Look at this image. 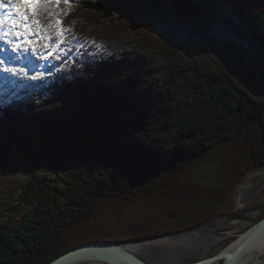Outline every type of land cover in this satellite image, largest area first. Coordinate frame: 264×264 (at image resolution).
Returning a JSON list of instances; mask_svg holds the SVG:
<instances>
[{
	"label": "trees",
	"instance_id": "trees-1",
	"mask_svg": "<svg viewBox=\"0 0 264 264\" xmlns=\"http://www.w3.org/2000/svg\"><path fill=\"white\" fill-rule=\"evenodd\" d=\"M225 1L264 59V0ZM65 22L89 47L46 89L0 108V174L20 183L0 208V264L49 263L77 245L66 235L97 200L158 198L214 155H225L235 181L264 167L256 67L110 12L71 10Z\"/></svg>",
	"mask_w": 264,
	"mask_h": 264
},
{
	"label": "rangeland",
	"instance_id": "rangeland-1",
	"mask_svg": "<svg viewBox=\"0 0 264 264\" xmlns=\"http://www.w3.org/2000/svg\"><path fill=\"white\" fill-rule=\"evenodd\" d=\"M183 1L186 5L182 3L181 6L190 9L191 0ZM211 1L218 2H214L217 5L215 8L219 9L221 15L225 13L228 17V26H230L231 20L239 30L248 34L250 44L245 49L241 46H228L219 42L211 43L210 40L205 42L219 45L227 55L238 59L246 70L256 67L257 70L264 73V59L260 56L249 28L239 20L236 13H233V5L225 0H221V2H219L220 0H202V3H211ZM170 2L180 5L174 0H170ZM196 4L198 3L195 2L193 5L197 6ZM195 6L190 9V12L196 15L199 25L204 27L207 20L201 16L200 10ZM47 9L55 13L54 2L49 3ZM59 9L61 12L59 19L63 21V26L70 31L64 33V42L60 44L61 56L54 62V71L49 77L38 80L42 76L40 74L33 79V82L38 83L36 87H40L38 91L50 86L52 78L60 72H66L70 63L75 61V58L82 53L85 47H89L86 39L79 36L74 27L65 22L71 10H82L87 14L98 11L110 12L118 17L123 16L124 19L128 17L132 21L133 29H136L141 23H149L155 32L180 44L202 41L206 37L205 33L186 39L170 36L156 26L153 21L139 16L134 10L132 0H72L70 9L63 2ZM66 9H68L67 15H64ZM200 9L212 20H215L216 17L220 20L217 13H209V10L202 7ZM89 17L91 16L89 15ZM56 18L55 15H47L49 21L47 25L54 23ZM101 21L104 26L102 28L110 29L108 20ZM55 29L52 27L49 30ZM239 36L244 38L241 34ZM11 37L13 36L11 35ZM4 39L6 40V38L0 39V43ZM120 40H122V36ZM107 41L111 42V46L114 48L118 45L122 46V43L118 41L116 43ZM8 46L9 44L7 46L0 45V50L2 49L0 60L2 59L1 55H5V52L8 51ZM50 65L52 66V64ZM49 69L52 68L49 67ZM246 86L256 100L263 99L259 87L249 84ZM1 88L2 86H0V99L4 102H0V108L3 109L8 107L5 104L7 100L3 96L7 91L2 92ZM29 95L31 94L21 93L18 97L25 98ZM235 175L233 166L222 153L220 156L214 155L201 163L191 165L186 173L169 181L164 193L158 198H138L131 201L123 199L97 200L92 217L85 221L82 227L69 232L66 235L67 242L73 241L80 245L94 242V239H97L126 246V244L141 245L164 240H182L180 243H162L139 249L135 255L148 264H190L215 255L225 250L233 240L246 231L248 232L259 220L264 218V167L247 170L236 181ZM18 180L19 178L16 176L0 174V208L18 188L20 184ZM262 261L264 263V256ZM222 263L223 261H219L216 264Z\"/></svg>",
	"mask_w": 264,
	"mask_h": 264
},
{
	"label": "bare ground",
	"instance_id": "bare-ground-1",
	"mask_svg": "<svg viewBox=\"0 0 264 264\" xmlns=\"http://www.w3.org/2000/svg\"><path fill=\"white\" fill-rule=\"evenodd\" d=\"M0 2H3L6 5V7L0 9V18L4 17L6 14L11 13L12 14L11 19H17V20L19 19L18 15H16L15 10H14V5H15L16 0H11V2H9V0H0ZM192 2H193V4L195 2L198 3V4H196L197 7L195 5L194 6H195V8H197L200 11H201L200 7H202V8H205V10H209V13H212V14L217 13L218 16H220L219 22L221 21L222 23L221 22L220 23L222 25L224 24L230 30H233V32L237 31L238 34H241L244 37L243 39L248 44H250L249 43L250 38L246 32L244 33L242 30H239V28L236 26V24H233L231 20H230V22H231L230 26L227 25V22L229 19L225 15V13L221 15V12H219V9L215 8V7H217V5L214 2H216V1H213V2L211 1V3H205V2L202 3V0H193ZM219 2H221V0ZM132 5L134 7L135 12H137L139 16H141L143 19H149V20L153 21L156 26H158L160 29H163L164 32H166L170 36H175V37L179 36L178 38L183 37V39H186V38H190L191 36H194V35L200 36L204 33L203 29H202V25H199V21H197L198 19L195 17L191 18L190 10H185L181 6L174 5L173 2H170V0L169 1H165V0H132ZM222 8H224V7H222ZM220 11H221V9H220ZM195 12L197 14V11H195ZM38 15L39 16L37 18L40 19L41 25L46 26L47 22H49L47 19V13L41 12ZM216 15H214V16H216ZM223 18H224L225 23H224V21H222ZM216 19H218V18L216 17ZM3 27L5 30H8L9 32L14 33L15 31H19L18 28L12 29L10 27V25H8V24H5ZM49 31L50 30H48V32ZM56 32H57V30H55L54 32L53 31L49 32L51 39H45L44 36H42V38H41L43 41V46L41 47V49H45L47 52L48 48H51V50L48 51V53L46 54V57H48L52 61L57 60L61 54L60 45L58 48L55 47V45L58 43V37L56 35ZM173 34H176V35H173ZM5 38H6V40L4 39L0 43V45H2V46L6 45L7 46L9 44V46L11 48L8 46L7 47L8 51L5 52V55H1V57H2L1 60H4V61L7 60V57H6L7 53L12 52V44L16 43L15 42V40H16L15 35L13 36L12 39H10L8 37H5ZM7 41H10L11 43H9ZM46 44L48 45V47H45ZM32 46H33L32 48L38 47L39 43H34ZM1 50H0V52H1ZM50 52H51V55H49ZM11 66L14 69V63H11ZM2 67H4V66H2ZM42 68L43 67L40 66L38 71L39 72L43 71ZM2 75L3 74L0 73V76H2ZM30 79L31 78H26V80H30ZM0 83L2 84L1 81H0ZM2 88H4V86H2ZM246 232L241 234L235 240H233L227 246V248L225 250L231 251L232 249H234L237 246V244L244 238V236L246 235ZM181 241L182 240L178 239V240H174V241H169V240L165 241L164 240L162 242L148 243V244H141V245L126 244V248L130 252L135 254L139 251V249H141L145 246H153V245H158V244L160 245L162 243H168V244L169 243H171V244L172 243H180ZM263 256H264V235L261 238H259L258 240H256L255 242H253L250 246H248L241 253V255L239 256V258L237 259V262L235 264H264L262 261ZM77 264H105V263L95 262V261H85V262H81V263H77Z\"/></svg>",
	"mask_w": 264,
	"mask_h": 264
},
{
	"label": "water",
	"instance_id": "water-1",
	"mask_svg": "<svg viewBox=\"0 0 264 264\" xmlns=\"http://www.w3.org/2000/svg\"><path fill=\"white\" fill-rule=\"evenodd\" d=\"M174 1L177 3L179 2L180 5L178 6H181L182 3L186 5L183 0ZM192 1L193 0H191V2ZM181 7L184 8L183 6ZM193 7L194 5L192 2V4L190 3L189 8L191 9ZM199 12L201 16L207 20L206 25L202 27L206 37L202 40L203 42L197 41L194 43H208L205 41L210 40L212 41L211 43L219 42L227 44L228 46H241L245 49L249 47V44L241 36H239L237 31L233 32V30H230L224 24L222 25L218 19L212 20L202 11ZM195 16V14H191V18ZM263 235L264 218L259 220L250 230H248L244 238L231 251L223 250L215 255L203 258L190 264H216L219 261H223L222 264H235L241 253ZM85 261L102 262L105 264H148L138 258L134 253L130 252L126 246L107 241H94L71 247L47 264H77Z\"/></svg>",
	"mask_w": 264,
	"mask_h": 264
},
{
	"label": "snow or ice",
	"instance_id": "snow-or-ice-1",
	"mask_svg": "<svg viewBox=\"0 0 264 264\" xmlns=\"http://www.w3.org/2000/svg\"><path fill=\"white\" fill-rule=\"evenodd\" d=\"M11 2V0H9ZM55 5V13L48 11L47 5L49 3H53ZM64 3L68 6V9L71 8L72 0H20V3H17L14 5V10L16 15H18L19 19H11V13L6 14L4 17L0 18V39H3L5 37H8L10 35H15L17 38L20 36L27 34H39L44 36L45 39H51L50 33L48 32L49 29L52 27H55L57 29L56 35L59 38V42L55 45L56 48L59 47L61 43L64 42L63 36L64 33L67 31H70L69 29L65 28L63 26V21L59 19V16L61 15L59 6L61 3ZM23 5L24 7L22 8ZM6 7V5L3 2H0V9ZM28 9L31 11V20L29 18V15L24 9ZM68 9L65 10L63 13L64 15H67ZM41 12H46L48 16L55 15L57 18L55 19L54 23H49L46 26L41 25L40 19L37 18L38 14ZM8 24L12 29L17 28H23L24 31H15L9 32L8 30L4 29V25ZM32 25H35V33H33ZM11 43L10 41H7ZM25 43L30 44V41H25ZM21 47L20 43H13L12 44V51L15 52L18 48ZM45 47H48L46 44ZM51 55V52L49 53ZM14 59H19V57H15ZM5 64L4 60H0V71L8 72L11 75H16V70L2 67ZM19 72L22 73L24 76H28V73L25 69L21 68L19 69ZM32 79H35L36 77H31Z\"/></svg>",
	"mask_w": 264,
	"mask_h": 264
}]
</instances>
